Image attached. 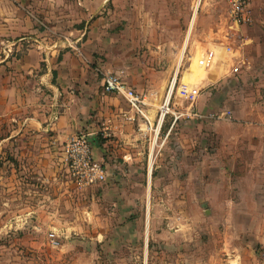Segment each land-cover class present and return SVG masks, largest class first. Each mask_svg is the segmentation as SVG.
<instances>
[{
    "label": "rangeland",
    "instance_id": "obj_1",
    "mask_svg": "<svg viewBox=\"0 0 264 264\" xmlns=\"http://www.w3.org/2000/svg\"><path fill=\"white\" fill-rule=\"evenodd\" d=\"M40 1L41 11H52ZM99 1L88 0L95 13L84 36L97 43L74 48V57L146 64L153 72L142 95L150 124L122 100L117 120L131 141L111 132L102 138L98 127L95 142H107L111 158L103 161L107 180L79 189L69 182L63 150L52 156L48 139L25 120L35 115L0 113V264H261L264 227L256 223L264 211L241 189L264 188V0L251 1L250 21L238 31L229 28L225 0H104L101 8ZM77 3L60 0V7L78 16L85 7ZM38 14L34 21L48 29L47 16ZM225 33L243 40L248 65L239 75L227 73ZM207 48L211 78L190 82V74L205 71L193 64L200 66ZM173 78L169 109L183 116L174 122L166 115L158 129ZM180 82L201 88L192 109L176 97ZM188 107L203 117L230 111L232 119L188 117ZM258 196L264 200V192ZM51 232L56 247L48 243Z\"/></svg>",
    "mask_w": 264,
    "mask_h": 264
},
{
    "label": "crops",
    "instance_id": "obj_2",
    "mask_svg": "<svg viewBox=\"0 0 264 264\" xmlns=\"http://www.w3.org/2000/svg\"><path fill=\"white\" fill-rule=\"evenodd\" d=\"M77 1L79 6L85 7V11L79 9L78 16L60 7V0H46L44 4L46 3L48 9L52 10L48 12L41 11L40 0H0V50L4 54L3 43L15 42L16 46L13 49L23 54L19 58L4 55L3 59H0V113L5 116L22 112L35 115L34 119L25 120L33 123L40 136L48 139L47 151L54 155H59L65 142L72 137L87 132L85 134L91 137L89 140L94 157L103 162L111 158L106 156L103 148L107 146V142L104 141L102 144L95 142L93 134L98 127L101 129L99 130L102 138L111 132L117 135L118 139H122L121 141L130 143L131 136L122 134L129 132V127L122 125L119 127L120 122L117 120L122 110V97L103 94L101 87L103 78L100 79L95 72L101 69L100 73L103 76L106 73H122V79L127 86L141 95L150 92L153 72L146 64L139 66L121 61L94 64L75 58L72 52L74 48L85 47L88 50L91 45L97 43L91 37L84 39L87 29L90 28L88 22L95 13L93 11L95 6L88 0ZM103 2L104 0L98 2L99 8ZM38 13L47 16L44 18L50 23L47 31L34 21L33 14L40 16ZM76 22L83 23L84 29L81 26L74 27L73 24ZM41 65L43 71H40ZM211 65L200 68L193 64L196 72L202 71L200 69L205 71L200 78L197 74H190V82L197 79L201 82L209 80L211 74L208 71ZM6 68H11V71L2 75L1 72ZM97 123L99 126L95 127ZM249 131L251 136V132L255 130ZM242 190L246 194H255L256 210L263 212L264 200L258 195L264 192V188L257 186L251 188L247 185L245 190L241 189V193ZM263 216L264 213L261 218H257V226L264 227ZM258 240L264 243V236Z\"/></svg>",
    "mask_w": 264,
    "mask_h": 264
},
{
    "label": "built area",
    "instance_id": "obj_3",
    "mask_svg": "<svg viewBox=\"0 0 264 264\" xmlns=\"http://www.w3.org/2000/svg\"><path fill=\"white\" fill-rule=\"evenodd\" d=\"M251 1L252 0H225L228 10V19L231 21V24L229 25L230 29L236 28L238 31L241 22L246 23L250 21L249 12ZM222 39L223 41L220 44L222 50L227 56V73L230 76L239 75L248 65V61L242 51V46H244L243 40L240 41L241 37L239 33L235 35L225 33L223 34ZM3 45L4 55L9 57L12 54V51H14L13 48L16 46V43L5 42ZM213 59V51L208 48L203 49L199 53L198 63L201 67L205 68L212 64ZM101 87L103 94H115L122 97L131 112L141 116L146 122H148V124H150L143 109L145 105V97L128 87L122 80L121 76L114 73H106L103 76ZM174 89L175 80L173 78L168 90L169 96L167 94L164 104L159 108V113L160 118H164L169 114L172 115L175 122L183 115L178 114L177 116L169 109V102ZM200 92L201 88L197 86L189 87L187 84L181 82L175 90L176 97L189 103L191 109L192 105L199 97ZM190 108L188 107V110L184 115L188 117L205 118L216 122L230 121L232 119L230 111L223 110L218 113H209L203 117L198 112L190 110ZM130 119L131 118H127V120ZM107 136L108 135H104V138ZM63 154L69 182L73 183L76 188L88 189L106 182L107 172L105 166L103 162L94 157L88 134H77L65 142L63 146ZM48 243L51 247H56L58 245L57 237L53 232L48 235Z\"/></svg>",
    "mask_w": 264,
    "mask_h": 264
},
{
    "label": "bare ground",
    "instance_id": "obj_4",
    "mask_svg": "<svg viewBox=\"0 0 264 264\" xmlns=\"http://www.w3.org/2000/svg\"><path fill=\"white\" fill-rule=\"evenodd\" d=\"M162 120H163V118H160L159 123H158V129H160L159 127H161Z\"/></svg>",
    "mask_w": 264,
    "mask_h": 264
}]
</instances>
